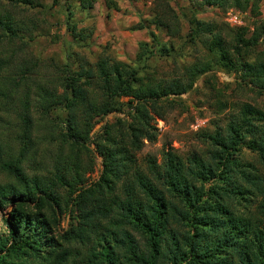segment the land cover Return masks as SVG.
<instances>
[{
	"label": "trees",
	"instance_id": "obj_1",
	"mask_svg": "<svg viewBox=\"0 0 264 264\" xmlns=\"http://www.w3.org/2000/svg\"><path fill=\"white\" fill-rule=\"evenodd\" d=\"M261 1L192 0L193 11L178 14L168 0H153L135 27L154 25L166 41L150 31L131 62L107 54L91 62L68 46L59 62L31 49L44 0H0V264H264ZM74 2L83 11L95 0ZM70 6L65 28L76 45L91 31L77 27ZM204 7L254 19H203ZM181 37L194 51L188 61L172 41ZM177 56L171 75L152 66ZM212 71L233 74V93L249 90L251 100L225 97ZM203 75L222 124L188 155L169 148L159 162L139 158L156 138V119L180 104L170 96ZM112 112L123 116L94 130ZM97 156L99 174L88 182Z\"/></svg>",
	"mask_w": 264,
	"mask_h": 264
},
{
	"label": "rangeland",
	"instance_id": "obj_2",
	"mask_svg": "<svg viewBox=\"0 0 264 264\" xmlns=\"http://www.w3.org/2000/svg\"><path fill=\"white\" fill-rule=\"evenodd\" d=\"M44 0L45 7L40 8L41 14L38 13L39 19H43V32L40 34L31 49L35 55L42 58H53L55 61H63L65 50L68 46L70 52L83 54L89 61H94L99 55L107 54L116 59L131 62L135 58L138 44L142 41L151 42L150 31L163 41L168 37L161 29H156L154 25L147 28L138 29L135 26L143 19L150 17L153 10V0H115L116 8L109 9L104 0H95L90 9L81 11L74 0ZM169 5L178 14L193 11L192 0H168ZM74 11V20L77 27L85 28L86 32L91 31V35L86 39L80 40L79 43L73 45L70 43L72 37L67 32L65 26L66 12L68 5ZM203 12L198 14L199 17L215 21H227L228 10L223 12L219 8L204 7ZM260 18L264 19V0L260 3ZM242 25H249L254 18L249 14H240ZM183 26V36L187 30L185 21L181 19ZM175 47L181 48L185 61L193 56V49L185 46L183 38L172 39ZM71 45H70V44ZM259 50L264 48V38L257 46ZM179 57H161L152 61V66L158 74L171 75L173 70L178 67ZM214 77L213 83L216 87H220L227 95L225 97L250 99L248 98L249 90L239 96L233 93L235 89V77L224 71H212L208 76ZM206 76L203 75L194 84L192 89L179 96H170V99L176 97L178 104L164 119L157 118L155 125L156 138L152 142L145 141V146L139 152V158L146 155L154 156L159 162L165 150L173 148L180 155H188L203 147L201 136L206 131H213L214 124H222L224 115L218 113L217 99L211 91V86L205 82ZM237 92V91H236ZM229 94V95H228ZM251 95V93H250ZM127 98H122L126 100ZM251 100V99H250ZM258 102L264 107V97L258 99ZM123 116L122 113L112 112L99 120L94 130L106 121H113L116 117ZM101 168L100 157H96L94 171L89 174L88 182L97 178ZM9 207L4 210L8 212ZM68 214H64L61 218L60 227L65 228L69 222Z\"/></svg>",
	"mask_w": 264,
	"mask_h": 264
},
{
	"label": "built area",
	"instance_id": "obj_3",
	"mask_svg": "<svg viewBox=\"0 0 264 264\" xmlns=\"http://www.w3.org/2000/svg\"><path fill=\"white\" fill-rule=\"evenodd\" d=\"M226 20L230 25H240L242 23L240 14L235 11L228 12Z\"/></svg>",
	"mask_w": 264,
	"mask_h": 264
}]
</instances>
